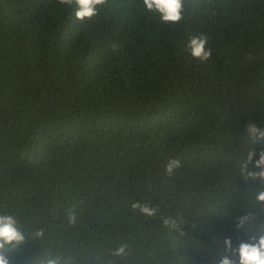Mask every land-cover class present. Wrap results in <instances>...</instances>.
<instances>
[{
    "label": "trees",
    "instance_id": "obj_1",
    "mask_svg": "<svg viewBox=\"0 0 264 264\" xmlns=\"http://www.w3.org/2000/svg\"><path fill=\"white\" fill-rule=\"evenodd\" d=\"M75 7L0 0V215L24 236L0 253L238 264L225 240L264 228V177L247 174L264 150L247 131L264 129V0H184L167 23L143 0H106L83 21ZM201 34L206 62L185 47Z\"/></svg>",
    "mask_w": 264,
    "mask_h": 264
},
{
    "label": "clouds",
    "instance_id": "obj_2",
    "mask_svg": "<svg viewBox=\"0 0 264 264\" xmlns=\"http://www.w3.org/2000/svg\"><path fill=\"white\" fill-rule=\"evenodd\" d=\"M65 6L75 5V18L83 21L85 18L91 19L99 12V7L106 3V0H58ZM143 5L149 12L159 14L161 22H178L182 18V10L184 0H143ZM208 38L201 34L191 36L185 47L189 54L201 62L210 60L212 51L206 47ZM247 131L250 136L258 140H264V129L258 127L255 123L247 125ZM256 152L249 151L247 161L254 163V166L260 171L258 173L248 172L249 176L259 175L264 177V150L259 153V158L254 160ZM180 167L179 159H170L165 165L166 173L171 176L175 169ZM257 200L264 202V191H260L257 195ZM133 208H139L140 211L149 216L156 211L155 208L149 207L147 204L140 205L134 203ZM248 217L240 219L242 225ZM167 223V221H165ZM261 234L249 237L247 241H240L237 248H232L231 240H225L228 246L226 250L231 251L232 256L238 259V264H264V228L260 229ZM39 235V233H38ZM24 236L16 227V220L10 215H0V249H3L6 244H19L23 242ZM123 252V248L118 250V254ZM0 264H9L8 258L0 253ZM47 264H58L56 259L48 260ZM220 264H234L233 259L225 256Z\"/></svg>",
    "mask_w": 264,
    "mask_h": 264
}]
</instances>
